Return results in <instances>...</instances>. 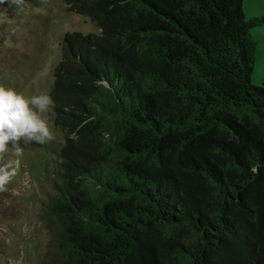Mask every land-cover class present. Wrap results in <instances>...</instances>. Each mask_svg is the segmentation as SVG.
<instances>
[{
  "label": "trees",
  "instance_id": "16d2710c",
  "mask_svg": "<svg viewBox=\"0 0 264 264\" xmlns=\"http://www.w3.org/2000/svg\"><path fill=\"white\" fill-rule=\"evenodd\" d=\"M30 0H0L22 7ZM53 264H264V87L241 0H61Z\"/></svg>",
  "mask_w": 264,
  "mask_h": 264
},
{
  "label": "rangeland",
  "instance_id": "374dc122",
  "mask_svg": "<svg viewBox=\"0 0 264 264\" xmlns=\"http://www.w3.org/2000/svg\"><path fill=\"white\" fill-rule=\"evenodd\" d=\"M252 28L257 53L251 83L264 87V0H241ZM69 31L98 33L88 16L67 10L61 0H30L25 6L0 7V86L26 98L49 97L53 69L61 58L60 43ZM52 110L39 113L51 139L17 142L0 152V264H53L52 233L45 207L57 192V154L64 132L52 122Z\"/></svg>",
  "mask_w": 264,
  "mask_h": 264
},
{
  "label": "clouds",
  "instance_id": "9594fccd",
  "mask_svg": "<svg viewBox=\"0 0 264 264\" xmlns=\"http://www.w3.org/2000/svg\"><path fill=\"white\" fill-rule=\"evenodd\" d=\"M46 95L26 98L11 88L0 86V152L17 142L43 143L51 139L50 129L43 113L50 105ZM7 179L0 176V183Z\"/></svg>",
  "mask_w": 264,
  "mask_h": 264
}]
</instances>
